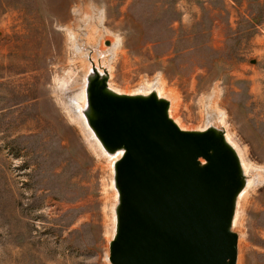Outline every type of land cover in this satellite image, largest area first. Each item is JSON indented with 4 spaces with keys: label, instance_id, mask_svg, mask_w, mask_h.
Segmentation results:
<instances>
[{
    "label": "rangeland",
    "instance_id": "1",
    "mask_svg": "<svg viewBox=\"0 0 264 264\" xmlns=\"http://www.w3.org/2000/svg\"><path fill=\"white\" fill-rule=\"evenodd\" d=\"M81 57L119 92L158 82L184 129L220 121L257 175L237 264H264V0H0V264H111L114 164L71 104Z\"/></svg>",
    "mask_w": 264,
    "mask_h": 264
},
{
    "label": "water",
    "instance_id": "2",
    "mask_svg": "<svg viewBox=\"0 0 264 264\" xmlns=\"http://www.w3.org/2000/svg\"><path fill=\"white\" fill-rule=\"evenodd\" d=\"M109 45V42H107ZM82 113L114 162L111 264H237L247 174L219 125L184 129L157 91L124 93L93 60Z\"/></svg>",
    "mask_w": 264,
    "mask_h": 264
},
{
    "label": "bare ground",
    "instance_id": "3",
    "mask_svg": "<svg viewBox=\"0 0 264 264\" xmlns=\"http://www.w3.org/2000/svg\"><path fill=\"white\" fill-rule=\"evenodd\" d=\"M95 9V8H94ZM97 13V12H96ZM97 18H101V13L99 12L97 15ZM94 25L95 26H92L90 31H88V33H86V37H87V40H88V44L91 45L93 44V40H95L94 38L97 36L98 38H101L103 35L101 34L100 30H98V24L96 22H94ZM87 26V25H86ZM85 29V28H83ZM86 30V29H85ZM71 37V41L73 40V37L72 35H70ZM96 43V42H95ZM118 43V42H117ZM116 44V43H115ZM115 44L113 43V45L111 47H108L106 49H104L102 46V49H100L99 53H100V56L102 57L103 56V62L106 63V59L108 58V55L110 56V53L112 51V49L115 47ZM100 45H102V42L100 43ZM115 53V52H114ZM111 58V57H109ZM94 59H96V57H94ZM91 63V62H90ZM110 63V62H109ZM92 65V63H91ZM74 66H75V70L74 71H70L69 73L73 75L74 77V83H77L79 78L82 80V83L83 85L82 86H77L74 90V92L72 93V96L70 97L71 100H72V105L73 107L76 109L77 113L79 114L78 115V119H80L79 121H81L80 123L83 124V126L88 130V132L91 134L92 138L95 140V143L97 144V146L100 148V150L102 151L103 154H105L108 158H110L111 161H113V164L114 162L120 157L121 155V152H118L114 155H110L108 154L104 149L103 147L101 146V144L99 143V141L96 139V137L94 136V134L92 133V131L90 130V128L88 127L87 123H86V120L84 118V115L82 113V109L86 106V94H85V84H86V75H87V72L89 70V63H87V61L85 62L84 58L81 57L77 59V61L74 60ZM71 67V66H70ZM68 76V75H67ZM158 81V80H157ZM81 83V84H82ZM162 83V82H161ZM79 84V83H78ZM140 86V85H139ZM64 87V86H63ZM75 87V86H74ZM140 92H135V93H149L151 92L152 90H155L157 91V93L160 95V96H163V89L161 87V85L158 83V82H153L151 84H148L146 86H143L142 87V90L139 89ZM66 93V92H64ZM67 97V96H66ZM69 100V99H68ZM70 101V100H69ZM174 104H173V101H171V108H170V115H171V111H172V108H173ZM75 113V114H77ZM215 116V115H214ZM217 116V115H216ZM223 120V119H222ZM220 121L219 120H214V121H210V123H213V124H218ZM76 123V122H75ZM209 124V123H208ZM228 133V132H227ZM226 138L228 139V141L236 148V150L238 151L239 155H240V158L242 160V164H243V167H244V171L245 173L247 174L248 176V180H247V187L245 188V190L247 188H249L250 186L253 185L254 181L256 180V176L257 175H254V174H251V171L249 170V168L246 166V162L243 161L242 159V156H241V153L240 151L238 150V148L229 140L228 136L226 135ZM92 139V140H93ZM232 139V138H231ZM243 154V153H242ZM102 155V154H101ZM101 157V156H99ZM244 157V155H243ZM111 167V166H110ZM112 173V172H111ZM113 174H114V171H113ZM259 176V175H258ZM112 178V177H111ZM113 182V187H114V180L112 181ZM114 190H115V193H114V197H115V201H114V206H113V219H114V223H113V230L115 231V221H116V218H115V205L117 203V191L114 187ZM244 190V191H245ZM113 197V198H114ZM241 197V195H240ZM240 197H239V200H240ZM238 204H239V201H238ZM237 212H238V208H237ZM236 216H237V213H236ZM236 216H235V219H234V224H235V221L237 220L236 219Z\"/></svg>",
    "mask_w": 264,
    "mask_h": 264
}]
</instances>
